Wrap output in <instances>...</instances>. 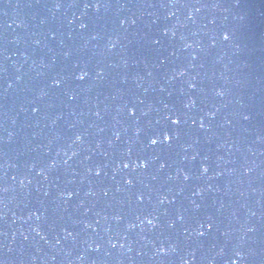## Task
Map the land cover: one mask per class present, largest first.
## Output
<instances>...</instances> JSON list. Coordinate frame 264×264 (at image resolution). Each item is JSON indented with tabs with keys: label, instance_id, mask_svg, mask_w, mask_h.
<instances>
[{
	"label": "water",
	"instance_id": "1",
	"mask_svg": "<svg viewBox=\"0 0 264 264\" xmlns=\"http://www.w3.org/2000/svg\"><path fill=\"white\" fill-rule=\"evenodd\" d=\"M0 264H264V0H0Z\"/></svg>",
	"mask_w": 264,
	"mask_h": 264
},
{
	"label": "snow or ice",
	"instance_id": "2",
	"mask_svg": "<svg viewBox=\"0 0 264 264\" xmlns=\"http://www.w3.org/2000/svg\"><path fill=\"white\" fill-rule=\"evenodd\" d=\"M99 7H100V5L97 4V5H96L97 10H99ZM157 43H159V41H157ZM80 78L83 79V76H81ZM134 114H135V113H133V115H134ZM173 123H179V121H178V120H174ZM78 139H79V138H78ZM151 142H152V144H156L158 141H157L156 139H153ZM143 166L146 167L147 165L145 164V165H143ZM125 167H127V165H125ZM206 171H207V169H205V172H206ZM97 174L99 175V172H98ZM185 179H188V177H185ZM128 183H131V181L129 180ZM148 223L151 224L152 221L149 220ZM203 234H204V233H200V235H203Z\"/></svg>",
	"mask_w": 264,
	"mask_h": 264
}]
</instances>
